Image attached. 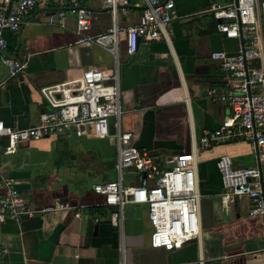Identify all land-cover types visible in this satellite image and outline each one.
I'll return each mask as SVG.
<instances>
[{
    "label": "crops",
    "instance_id": "crops-1",
    "mask_svg": "<svg viewBox=\"0 0 264 264\" xmlns=\"http://www.w3.org/2000/svg\"><path fill=\"white\" fill-rule=\"evenodd\" d=\"M172 1L179 17L169 23L165 37L140 38L136 50L127 54L124 34L119 33V121L120 129L130 132V142L160 165L168 156L194 154L200 237L169 251L150 247L145 208L127 204L121 261L119 236L108 221L111 207L104 206L102 195L91 188L116 177L114 141L88 134L76 137L67 131L18 144L13 154H0V194L3 180L10 179L27 209L53 202L81 205L78 216L74 209H57L0 222V264H264L262 217L248 214L246 197L226 205L221 202L215 168L220 154L228 155L234 167L252 165L251 146L241 140H223L209 147L198 143L202 131L215 129L230 116L227 105L210 100L205 92L224 77L209 54L234 51L239 43L216 32L206 11L211 4L226 2ZM77 2L92 9L83 33L96 35L111 24L103 0ZM143 7L141 0H128L127 14H118V25L135 24ZM58 10L64 11L63 28L47 22L49 16L55 20ZM23 20L19 31H2L3 51L14 52L23 64L4 79L6 67L0 64V121L16 128L36 123L46 108L40 86L74 78L87 67L107 69L112 64L106 49L75 43V17L67 0H46Z\"/></svg>",
    "mask_w": 264,
    "mask_h": 264
},
{
    "label": "built area",
    "instance_id": "built-area-1",
    "mask_svg": "<svg viewBox=\"0 0 264 264\" xmlns=\"http://www.w3.org/2000/svg\"><path fill=\"white\" fill-rule=\"evenodd\" d=\"M46 0H2L0 3V50L6 46L2 31H15L24 15ZM112 16L111 24L101 33L89 36L81 31L90 22V11L77 0H67L75 17V43L88 42L106 49L112 56L110 68L87 67L74 78L43 85L38 92L45 101L36 123L22 128L12 127L0 121V154L10 155L18 144L36 141L44 136L71 133L79 137L88 134L95 138L111 137L115 146L114 170L116 177L91 185L102 195L103 205L111 207L109 224L119 236V256L124 257L123 225L127 204L141 205L150 228L149 245L169 251L183 242L200 237L199 191L193 153L168 156L162 165L155 162L144 150L131 142V134L120 129L117 47L119 33L123 32L125 52L136 50L138 39L165 37L169 23L179 16L172 0H141L144 4L135 24L121 27L117 23L119 13L127 14L128 0H103ZM208 11L214 19V30L225 38L239 41L234 51H213L210 58L218 61V69L224 77L220 84L206 88V96L229 107L230 116L215 129H205L198 137L203 147L223 140L247 142L253 151L254 163L234 167L226 154L215 160L220 179L219 198L226 205L235 198L246 197L250 201L249 215L263 219L261 234L264 237V0H227L211 4ZM64 11L49 16L47 22L63 28ZM8 76L23 66L0 55ZM86 128L88 131H86ZM2 142V143H1ZM126 173L135 174L132 183ZM132 180V178H131ZM0 194V222L16 221L22 215L46 213L52 210L77 208L68 203L53 202L37 210L27 209L26 201L11 184L3 180ZM200 264V261H198ZM120 264H123L122 262Z\"/></svg>",
    "mask_w": 264,
    "mask_h": 264
},
{
    "label": "rangeland",
    "instance_id": "rangeland-1",
    "mask_svg": "<svg viewBox=\"0 0 264 264\" xmlns=\"http://www.w3.org/2000/svg\"><path fill=\"white\" fill-rule=\"evenodd\" d=\"M225 2H227V0H225ZM0 64H1V62H0ZM127 170H131V168L123 169V172H124L125 176H126V175L128 176V180L126 181V179H124V180H123V183H124V184H125V183H132V184H133V182H134L136 176H135L134 172H133V173H130V172L126 173ZM109 174H110L111 177H113L114 170H113V169H110ZM131 178H132V180H131ZM140 206H141V205H140ZM125 209H127V208H125Z\"/></svg>",
    "mask_w": 264,
    "mask_h": 264
},
{
    "label": "water",
    "instance_id": "water-1",
    "mask_svg": "<svg viewBox=\"0 0 264 264\" xmlns=\"http://www.w3.org/2000/svg\"><path fill=\"white\" fill-rule=\"evenodd\" d=\"M107 8L109 9V7H107ZM87 9H88L89 11L92 10V9H90V8H87ZM19 29H20V27L17 28V31H19ZM18 44H19V43H18ZM20 46H22V45L20 44ZM16 47H17V46H16ZM0 54L3 55V56H5V57H7V58L10 59V60H14V61H16V62H18V63H21L20 61L17 60L16 56L14 55V52H13L11 55H9L7 52H4L3 50H0ZM7 76H8V74L4 75L3 79L6 78ZM3 79H2V80H3ZM86 131H88L87 128H86Z\"/></svg>",
    "mask_w": 264,
    "mask_h": 264
}]
</instances>
